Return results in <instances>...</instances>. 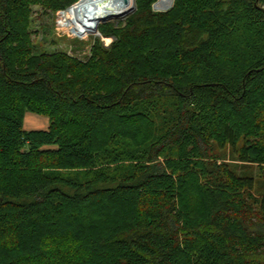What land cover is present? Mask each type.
<instances>
[{
  "label": "trees",
  "instance_id": "trees-1",
  "mask_svg": "<svg viewBox=\"0 0 264 264\" xmlns=\"http://www.w3.org/2000/svg\"><path fill=\"white\" fill-rule=\"evenodd\" d=\"M78 1L0 0V264H264V0H138L87 61L33 55L32 8Z\"/></svg>",
  "mask_w": 264,
  "mask_h": 264
},
{
  "label": "rangeland",
  "instance_id": "rangeland-1",
  "mask_svg": "<svg viewBox=\"0 0 264 264\" xmlns=\"http://www.w3.org/2000/svg\"><path fill=\"white\" fill-rule=\"evenodd\" d=\"M80 1L81 0L76 2L71 7H74L77 4H79ZM159 1L160 0H156V2L153 5V9L155 11L161 12V11H168L174 8L176 0H172L171 5L167 8H157L156 5L158 4ZM64 11L65 10L59 11L57 13H52V12H46L42 7L39 6H34L32 8L29 32L31 34L30 36L31 44L34 47L33 55L66 52L71 57L77 58L81 61H87L88 58L90 57L91 47L93 46L96 40H100L103 43L104 47L106 48L110 47V45L115 41V37L113 36L105 37L99 31V26L105 23L110 24L109 25L110 27L114 24H115L114 26L116 27H119L120 25L123 24L125 25L126 23L125 20L130 15L138 13L139 2L138 0H134V6L132 10L129 11L127 14L119 16V18L99 22L92 32H88L85 30L86 32H88V35L85 34V37H82L83 35L79 34V32L75 30H71L69 27H67V22L65 21L66 15L63 14ZM76 29L79 30L77 26ZM98 32H100L102 37L99 38L97 37ZM234 124L236 125L235 126L236 129H238L239 131L243 130L242 126L240 125V122L238 123L236 121V123ZM49 125H50V118L48 116L35 113L31 110L26 111L24 117V129L26 131L38 130V129L45 130L48 129ZM216 153H218L217 149L212 152V155H216ZM233 159L234 157L232 155H229L225 157L223 160L233 165V167H237L235 170H237V172L240 174L241 170L239 167H241V164ZM204 160L210 161L207 159ZM219 163H221V161ZM73 170L75 172L81 171L80 168H76ZM255 175H257L256 177L259 178L257 170L255 172ZM262 186L263 185L260 184L258 185L257 189H255L254 194L256 196H260L263 193L261 192Z\"/></svg>",
  "mask_w": 264,
  "mask_h": 264
},
{
  "label": "bare ground",
  "instance_id": "bare-ground-1",
  "mask_svg": "<svg viewBox=\"0 0 264 264\" xmlns=\"http://www.w3.org/2000/svg\"><path fill=\"white\" fill-rule=\"evenodd\" d=\"M171 2L172 0H161L160 8L169 7ZM133 6L134 0H81L64 13L68 15L65 16V21L71 30L85 35L92 32L99 22L119 18L131 11Z\"/></svg>",
  "mask_w": 264,
  "mask_h": 264
},
{
  "label": "built area",
  "instance_id": "built-area-1",
  "mask_svg": "<svg viewBox=\"0 0 264 264\" xmlns=\"http://www.w3.org/2000/svg\"><path fill=\"white\" fill-rule=\"evenodd\" d=\"M160 2H161V0L158 2V4L156 5V7L157 8H160ZM71 8V7H70ZM70 8H68L67 10H69ZM67 10H65L64 12H63V14L67 11ZM88 35V34H87ZM82 37H85V35H83ZM97 37L99 38V37H102V35L100 34V32H98L97 33Z\"/></svg>",
  "mask_w": 264,
  "mask_h": 264
}]
</instances>
